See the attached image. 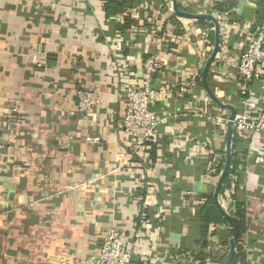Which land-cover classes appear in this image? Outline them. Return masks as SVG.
I'll use <instances>...</instances> for the list:
<instances>
[{
    "label": "crops",
    "instance_id": "0c3cea01",
    "mask_svg": "<svg viewBox=\"0 0 264 264\" xmlns=\"http://www.w3.org/2000/svg\"><path fill=\"white\" fill-rule=\"evenodd\" d=\"M127 1L129 11L106 17V0H0V264H84L112 225L142 231L132 264H165L164 252L177 248L219 259L220 244L229 247V223L212 222L201 232L193 221L203 197L214 200L227 154L228 125L194 114L209 98L201 72L214 49V22L163 14L168 0ZM219 4L234 10L227 38L219 36L222 75L216 80L209 67L207 80L236 114L243 101L264 106L258 82L238 95L236 75L237 51L248 30L264 21V0ZM116 35L119 48L111 47ZM161 52L181 72L154 75L161 90L153 103L161 120L156 141L163 140L147 142L135 163L120 167L127 144L118 93L130 77L121 65L138 72L147 55ZM196 73L194 91L180 93V78ZM94 82L102 100L83 115L75 93ZM211 108L230 115L215 103ZM230 157L238 162L237 197L255 199L249 213L257 222L264 218L256 201L263 197L264 142L254 148L231 129ZM245 225L242 237L247 232L254 241L256 227Z\"/></svg>",
    "mask_w": 264,
    "mask_h": 264
},
{
    "label": "built area",
    "instance_id": "2783aa9c",
    "mask_svg": "<svg viewBox=\"0 0 264 264\" xmlns=\"http://www.w3.org/2000/svg\"><path fill=\"white\" fill-rule=\"evenodd\" d=\"M138 1H142V4L148 2V0ZM220 2L222 0H177L179 8L184 11L192 13L191 10L196 8L194 13L211 15L217 21L219 36L227 38L228 20L232 16L234 9H222L219 7ZM171 5L169 0L168 2L166 1L164 6L162 5L160 12L165 14L167 10L171 11ZM195 30L201 37L207 35L206 31L198 28H194ZM117 39H120L118 35L111 40V47L119 48L116 45ZM167 41H169L168 37L165 39L166 43ZM163 42L161 41V43ZM166 43L163 46L165 48ZM219 49L220 45L210 64L211 69H214L213 73L217 78L216 80H219V76L222 75L221 71L217 68L222 58V53ZM237 52L236 75L238 78V95L242 98L247 96L253 82H258L259 97H256L264 100V21L260 25L255 26L253 30H248L244 44L239 47ZM121 66L130 75V77L127 75V78L123 75L125 78L123 80L124 86L118 93L119 99L125 105L121 130L122 137L127 144V151L123 152L118 159L121 162L120 167H126L125 165L136 162V159L141 156V152L147 142L159 138V124L161 120L158 119L157 114L153 110V103L161 90L153 86L154 75L162 74L163 76H167L168 74L172 75L171 73L177 74V72L180 75L181 72L179 66H172L166 54L162 52L147 55L141 71L130 73L129 71L133 70L129 69L127 65L122 64ZM182 78L183 80L180 78L178 91L180 93H190L194 91L200 81V74H191ZM214 92L217 94L216 91ZM75 95L77 99V111L83 115L96 108L102 100L100 84L98 82L90 83L77 89ZM201 99L206 104L194 112L196 116L203 118L213 126L219 127L222 124L228 125L230 123L231 129L236 134L245 135L254 148L261 149L264 142V106L256 104L257 106L255 105L254 107L249 105L248 102L243 101V103L245 102L244 109L240 113H235L233 119L230 120L229 116L214 112L217 110L216 108H213L214 110L211 108L213 102L209 98L204 99L203 97ZM94 140L98 139L95 138ZM211 169L214 170L212 167ZM230 180H232V175L230 176ZM231 191L233 192V190ZM262 194V198L256 199V201L261 202H257V204L264 205V189H262ZM241 198L244 200L246 220L256 227L253 230L254 235H257V238L253 241L251 236L246 232L244 237H241L242 248L246 255L247 264H261V260L264 262V218H256L257 222H253L249 212L252 207L251 204L255 199L252 196L249 197L248 194H244V197ZM217 202L223 212L233 215V201L228 196H218ZM190 212L194 214L193 208ZM140 233H142L141 230L128 233L118 225H112L105 233L99 250L90 256V258L85 259L83 261L84 264H132L139 247ZM259 243L260 246H258ZM218 251L219 259L217 261L209 256L202 260L199 259L200 248H196L193 251L177 248L176 253L173 255L164 252L163 257L166 259L165 264L224 263L229 252L228 245L220 244ZM201 253L209 255L210 252L204 250ZM143 260H149V258L143 257Z\"/></svg>",
    "mask_w": 264,
    "mask_h": 264
},
{
    "label": "trees",
    "instance_id": "16d2710c",
    "mask_svg": "<svg viewBox=\"0 0 264 264\" xmlns=\"http://www.w3.org/2000/svg\"><path fill=\"white\" fill-rule=\"evenodd\" d=\"M229 5H232L230 2L227 3ZM131 1L130 3L127 0L121 1L119 3L106 0V3L104 4V12L107 15L106 17H109L110 15H121L123 13H126L129 11L131 7ZM219 7L222 9L225 7L222 4H219ZM203 20V19H199ZM163 140V139H162ZM161 140V141H162ZM156 141V140H155ZM161 141L158 140L157 144L160 143ZM164 142V141H163ZM238 166V162L236 160H233V157H230V163H229V168L226 176L223 179V182L221 184L220 190H219V196H228L230 200L233 201V206H234V211H233V216H235L238 219L239 222V232H238V238L236 241V252L234 254V257L232 259L231 264H246L244 261V252L241 248L242 246V234L246 229V212L244 210V200L238 199L237 197V183L233 180H230V175L233 174L234 169ZM212 168L217 172L221 170L219 167H216L212 165ZM233 190V192L231 191ZM204 202L200 206V209L198 211V214L195 215L193 218L194 223L197 225L199 228V231H203L206 229V227L211 224L212 222H227L229 223L230 227V234L232 232L233 225L231 222H229L223 214L220 212V210L216 207L214 204L213 197H203ZM206 198V199H205ZM227 244V243H226ZM205 253H199V259H203L205 257ZM215 261L218 260V258L214 259Z\"/></svg>",
    "mask_w": 264,
    "mask_h": 264
},
{
    "label": "water",
    "instance_id": "95a60500",
    "mask_svg": "<svg viewBox=\"0 0 264 264\" xmlns=\"http://www.w3.org/2000/svg\"><path fill=\"white\" fill-rule=\"evenodd\" d=\"M172 10H173V12L176 15H179V16H183V17H186V18H192V19H209V20L214 22V25H215V37H216L215 38V45H214V49H213L211 55L209 56V58L205 62V65H204V67L202 69L201 82L203 84L205 92L207 93V95L209 96L211 101L213 103H215V105H217L221 109L230 110L229 119L230 120L233 119V117L235 115L234 107L231 106L230 104L224 103L217 96V94L214 92V90L211 88V86H210V84H209V82L207 80V73L209 71L210 64L213 61V58H214L215 54L217 53L218 47H219V33H218L217 21L211 15H208V14L190 13V12H187V11H184V10L180 9L178 4H177V0H172ZM226 149H227V154H226L224 166H223V169H222L221 174L219 176V179L217 181L213 196H214L215 203H216L218 209L220 210V212L233 225L232 232H231V235H230L229 241H228L229 252H228V256H227L226 261H225V264H231L232 263V259H233L234 254H235V249H236V241H237L238 232H239V222H238V219L235 216L228 215L225 212H223L221 210L220 206L218 205V202H217L218 193H219L221 184L223 182V179H224V177L226 176V174L228 172L229 163H230V154H231V124L230 123L228 124V134H227ZM203 243H205V241Z\"/></svg>",
    "mask_w": 264,
    "mask_h": 264
}]
</instances>
